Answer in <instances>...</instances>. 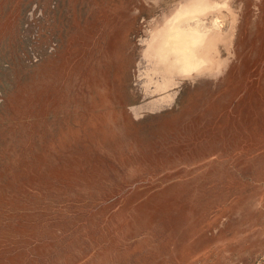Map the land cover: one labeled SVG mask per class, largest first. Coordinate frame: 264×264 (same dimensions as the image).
Returning a JSON list of instances; mask_svg holds the SVG:
<instances>
[{
	"label": "rangeland",
	"instance_id": "1",
	"mask_svg": "<svg viewBox=\"0 0 264 264\" xmlns=\"http://www.w3.org/2000/svg\"><path fill=\"white\" fill-rule=\"evenodd\" d=\"M0 264H264V0H0Z\"/></svg>",
	"mask_w": 264,
	"mask_h": 264
}]
</instances>
